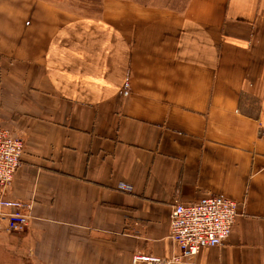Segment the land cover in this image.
<instances>
[{"label": "crops", "instance_id": "1", "mask_svg": "<svg viewBox=\"0 0 264 264\" xmlns=\"http://www.w3.org/2000/svg\"><path fill=\"white\" fill-rule=\"evenodd\" d=\"M0 127L31 201L0 264L171 260L172 205L211 194L238 203L227 240L168 264H264V0H0Z\"/></svg>", "mask_w": 264, "mask_h": 264}, {"label": "built area", "instance_id": "2", "mask_svg": "<svg viewBox=\"0 0 264 264\" xmlns=\"http://www.w3.org/2000/svg\"><path fill=\"white\" fill-rule=\"evenodd\" d=\"M22 150V139L13 138L9 130L0 127V231L8 234L24 232L29 226L31 201L12 199L7 194L20 165ZM237 211L235 200L218 194L189 203L175 202L170 213L169 236L178 243L180 254L168 260L135 252L131 264L178 262L193 258L202 247L220 246L229 236Z\"/></svg>", "mask_w": 264, "mask_h": 264}, {"label": "rangeland", "instance_id": "3", "mask_svg": "<svg viewBox=\"0 0 264 264\" xmlns=\"http://www.w3.org/2000/svg\"><path fill=\"white\" fill-rule=\"evenodd\" d=\"M64 8H70L76 13L95 15L98 5L102 0H53ZM138 2L156 5H167L174 9H180L187 0H136Z\"/></svg>", "mask_w": 264, "mask_h": 264}]
</instances>
